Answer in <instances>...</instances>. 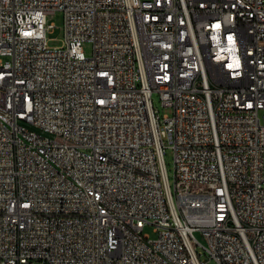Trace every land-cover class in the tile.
<instances>
[{"label":"built area","instance_id":"1","mask_svg":"<svg viewBox=\"0 0 264 264\" xmlns=\"http://www.w3.org/2000/svg\"><path fill=\"white\" fill-rule=\"evenodd\" d=\"M263 110L264 0H0V264H264Z\"/></svg>","mask_w":264,"mask_h":264},{"label":"rangeland","instance_id":"2","mask_svg":"<svg viewBox=\"0 0 264 264\" xmlns=\"http://www.w3.org/2000/svg\"><path fill=\"white\" fill-rule=\"evenodd\" d=\"M46 23H52L53 27L46 33L47 44L49 46H56L61 44L62 38V15L60 12H53L52 14H48L45 16ZM81 50L84 56H89L91 53L90 45L87 43H83L81 45ZM151 99V107L154 110L155 114L158 116H162L163 114L170 115L171 110L167 107H162L157 99L156 94L152 93L150 96ZM264 113V110L260 113ZM162 161L165 170V177L167 180V184L172 194V198L174 200L173 195V178H174V171H173V162H172V151L168 147V144L165 140H163V149H162ZM143 234H147L149 237H154L155 234L152 232V226L145 225L142 229ZM195 236L199 239L197 233ZM194 251L197 254V259L200 262L204 261V264H215L214 261L209 260L205 257L203 250L200 247H195ZM36 264H40L36 262Z\"/></svg>","mask_w":264,"mask_h":264}]
</instances>
